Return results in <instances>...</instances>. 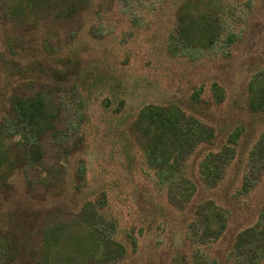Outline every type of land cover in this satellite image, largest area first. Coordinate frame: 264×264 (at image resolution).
I'll return each instance as SVG.
<instances>
[{"label": "rangeland", "instance_id": "obj_1", "mask_svg": "<svg viewBox=\"0 0 264 264\" xmlns=\"http://www.w3.org/2000/svg\"><path fill=\"white\" fill-rule=\"evenodd\" d=\"M184 1L130 0L125 7L123 1L90 0L80 21L43 19L24 31L0 18V120L13 93L39 91L58 109L59 131L43 139L38 164L7 178L13 189L0 190V213L28 201L64 208L70 224L56 248L57 264L66 257L71 264H182V258L187 264H230L236 235L264 216V168L250 174L249 166L253 147L264 140V114L246 111L247 85L264 68V0H196L198 12L212 2V13L223 22L222 37H237L195 58L167 49ZM4 33L15 34L21 45H3ZM214 85L223 91L220 103ZM168 105L216 134L213 144L199 146L184 163L195 187L184 206L170 201L167 185L158 182L131 132L142 108ZM236 129L240 136L228 144ZM16 139L1 140L0 150ZM224 145H233L234 156L218 185L207 188L199 163ZM244 179H252L246 189ZM208 201L226 214V227L219 239L201 243L190 223L196 207ZM93 210L103 224L114 226L116 245L104 242L109 227L96 242L90 226L81 223Z\"/></svg>", "mask_w": 264, "mask_h": 264}, {"label": "trees", "instance_id": "obj_2", "mask_svg": "<svg viewBox=\"0 0 264 264\" xmlns=\"http://www.w3.org/2000/svg\"><path fill=\"white\" fill-rule=\"evenodd\" d=\"M118 1H123L125 7L130 5V0ZM89 2L90 0H0V18L21 31L27 30L29 25L38 26L43 19L73 23L80 21L82 14L88 11ZM212 5L208 1L204 12H198L196 0L180 4L174 29L168 37L167 49L171 54L181 52L195 58L204 51L214 49L220 42L227 45L234 42L237 36L233 33L229 32L225 38L222 37L223 22L212 13ZM14 35L4 33L3 45L14 43L20 46ZM213 90L216 102L220 103L223 100L222 89L214 85ZM197 94H194V100L199 102ZM57 111L52 102L39 91H18L8 98V105L4 107L5 114L0 120V142L4 138L17 139L6 149L0 150V190L3 193L9 194V190L13 189L6 180L14 170L31 169L42 159L43 139L59 133L56 129ZM246 111L264 114V68L257 71L247 85ZM131 132L146 164L156 172L158 182L167 185L170 201L175 205H186L195 192V187L185 174L184 163L199 146L213 144L216 139L213 127L187 115L175 105L146 106L138 112L131 124ZM240 133L241 130L236 129L230 134L228 144L234 145ZM78 141L79 139L74 141V145ZM232 146L224 145L218 152L206 153L199 163V176L207 188L216 187L222 179V171L235 153ZM73 152L71 149L70 154ZM250 158V174L255 168H264V140L253 147ZM256 158L259 165L256 164ZM251 182L252 179H244V189ZM51 185L48 184V187ZM26 186L28 192H33L31 181L27 180ZM52 186L57 187L58 184ZM211 204L208 201L198 205L195 209L197 217L190 223V226L194 225L192 236L201 243L219 239L226 227V214L217 207L215 211L212 210L214 205ZM98 205L101 207L103 204L100 202ZM63 214L64 208L60 206L42 208L33 206L29 201L17 203L14 208L0 213V264H50L51 260L54 261L62 233L70 224V219ZM81 223L90 226L89 235L96 242L100 234L104 238L103 229L109 227L110 233L104 238V242L106 245H116L111 239L114 226L103 224L94 210L82 215ZM214 224L215 228L212 227ZM197 226H201L200 234ZM78 245L79 243L76 246ZM118 247L121 249L120 244ZM229 256L230 264H258L262 260L264 216L255 225L236 235ZM54 262L57 264V260ZM72 262L74 261L66 257L65 261H59L58 264ZM182 264H187L184 258Z\"/></svg>", "mask_w": 264, "mask_h": 264}]
</instances>
